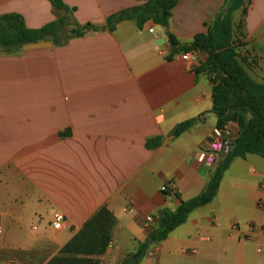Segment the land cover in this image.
<instances>
[{
    "label": "crops",
    "instance_id": "crops-1",
    "mask_svg": "<svg viewBox=\"0 0 264 264\" xmlns=\"http://www.w3.org/2000/svg\"><path fill=\"white\" fill-rule=\"evenodd\" d=\"M225 1L178 0L168 31L191 43L207 33ZM63 2L74 9L66 39L54 40L58 32L39 41L52 43L43 49L0 50V252L22 253L10 263L46 264L105 206L117 225L100 264H122L146 242L159 211L200 195L217 167L199 161L217 129L212 83L194 71L207 55L191 52L192 64L180 54L169 59L166 31L153 22L139 28L126 20L114 31L72 36L73 22L104 27L144 0ZM9 14L38 30L66 11L49 0H0V16ZM231 46L248 76L263 84L264 0H244L233 12ZM187 121L194 123L174 136ZM156 137L159 145L148 149ZM261 199L264 158L235 159L214 200L139 264H214L219 257L225 264L259 257L264 264ZM56 213L66 218L60 230L52 226ZM27 224L34 225L28 232ZM44 243L53 252L36 263L31 253Z\"/></svg>",
    "mask_w": 264,
    "mask_h": 264
},
{
    "label": "trees",
    "instance_id": "trees-1",
    "mask_svg": "<svg viewBox=\"0 0 264 264\" xmlns=\"http://www.w3.org/2000/svg\"><path fill=\"white\" fill-rule=\"evenodd\" d=\"M59 10H69L63 0H49ZM244 0H226L207 33L194 37L191 43L181 44L169 31V23L178 0H144V3L110 17L104 27L87 24L78 30L73 22V37H82L88 32L102 30L114 31L122 21L136 22L143 28L148 22L164 28L172 46V54L176 55L202 52L207 55L200 66L194 68L197 76H206L212 83L213 111L217 116V128L235 124L238 136L232 144L229 154L224 157L211 174L205 190L188 201H181L176 210L163 209L157 215V225L145 243L136 252L129 255L122 264H139L150 249L165 241L171 232L186 223L189 215L196 209L208 205L216 197L225 172L232 162L245 159L248 155L264 158V83L254 82L236 60L231 46L232 14L240 8ZM69 20L64 16L42 29L33 30L26 27L24 19L18 14L0 16V50L7 54L19 52L26 44L45 40L49 35H56L62 27H68ZM56 38V37H55ZM58 42V40H57ZM60 42V41H59ZM194 122L187 121L178 125L173 132L179 136L188 130ZM160 138L149 139L148 149L156 148ZM171 194V189L164 193ZM179 197V195H176ZM117 219L107 207L100 208L82 227V229L66 244L59 253L46 264H100L99 257L104 255L111 242Z\"/></svg>",
    "mask_w": 264,
    "mask_h": 264
},
{
    "label": "built area",
    "instance_id": "built-area-1",
    "mask_svg": "<svg viewBox=\"0 0 264 264\" xmlns=\"http://www.w3.org/2000/svg\"><path fill=\"white\" fill-rule=\"evenodd\" d=\"M153 33V30H149ZM192 53H185L181 56L182 60L186 63L192 64ZM237 126L235 124H229L224 128H217L212 134V137L206 144L204 151L199 156V161L207 164L209 167L216 166L220 161L229 154L232 149V144L236 139V133L234 128ZM238 129V128H237ZM168 190L167 185H164L161 188L162 193H165ZM259 208L264 211V199L259 201ZM148 221H151L152 218L148 217ZM66 223V218L61 213H56L53 218L52 226L56 230H60Z\"/></svg>",
    "mask_w": 264,
    "mask_h": 264
},
{
    "label": "rangeland",
    "instance_id": "rangeland-1",
    "mask_svg": "<svg viewBox=\"0 0 264 264\" xmlns=\"http://www.w3.org/2000/svg\"><path fill=\"white\" fill-rule=\"evenodd\" d=\"M65 17H66L67 20H70L71 19L68 14H65ZM77 29L78 30H81V27H78ZM69 30L70 29L68 27H62L61 31H59V34L62 35V37L60 35L57 36L56 38L53 37L54 40L60 41L61 39L62 40L66 39L69 36L68 35ZM213 171H214V169L212 170L211 174L213 173ZM33 226L34 225L27 224V226H26L27 232L29 230H31V228ZM253 226L254 225L250 224V226H249L250 230H252ZM262 232L264 233V228H262ZM52 249H53L52 247H50L49 245H47V244L44 243L42 246L38 247V250L35 251V254L34 253H31V255H34V257H36L37 260H38V262H36V263H39L40 261H43L46 258H49V256L53 252ZM253 250H255V255H256L257 254L256 253V248L253 247ZM259 252H260V250H259ZM26 255L27 254H25V256ZM255 255L253 257H255ZM16 257H22V253L17 254V253L11 252V251L10 252H3L2 251V252H0V264H15V263H10V261L11 260H16L17 259ZM226 261L227 260L224 257H219L214 264H225ZM231 263H232V261H231ZM227 264H229V263H227ZM232 264H234V263H232ZM250 264H262V263L259 260V257H255L254 260H253V262L252 263L250 262Z\"/></svg>",
    "mask_w": 264,
    "mask_h": 264
},
{
    "label": "water",
    "instance_id": "water-1",
    "mask_svg": "<svg viewBox=\"0 0 264 264\" xmlns=\"http://www.w3.org/2000/svg\"><path fill=\"white\" fill-rule=\"evenodd\" d=\"M51 42L43 41V42H36V43H30L23 46V49L25 51H32V50H39L46 47L51 46Z\"/></svg>",
    "mask_w": 264,
    "mask_h": 264
}]
</instances>
